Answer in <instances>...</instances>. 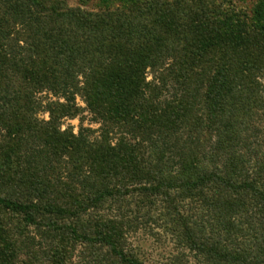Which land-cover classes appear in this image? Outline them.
I'll return each mask as SVG.
<instances>
[{
    "label": "trees",
    "instance_id": "1",
    "mask_svg": "<svg viewBox=\"0 0 264 264\" xmlns=\"http://www.w3.org/2000/svg\"><path fill=\"white\" fill-rule=\"evenodd\" d=\"M118 1L0 0L7 264H264V5Z\"/></svg>",
    "mask_w": 264,
    "mask_h": 264
},
{
    "label": "rangeland",
    "instance_id": "2",
    "mask_svg": "<svg viewBox=\"0 0 264 264\" xmlns=\"http://www.w3.org/2000/svg\"><path fill=\"white\" fill-rule=\"evenodd\" d=\"M66 4L71 7H84L86 9H97L101 7L105 1L110 5H116L119 3L118 0H65ZM238 8H241L247 15L253 16L255 11H257L262 5H264V0H233ZM78 102L83 105V103L78 99ZM40 118H47V114L41 113ZM66 124L72 125L75 129H77L78 121L68 120L65 122ZM84 125H87L86 123ZM8 213V212H7ZM0 211V264H7V256L10 254V237L5 238V236L10 235V215ZM15 224V223H14ZM12 232V231H11ZM3 252V253H2ZM2 253V254H1ZM6 253V256H5ZM26 259L23 256V252H18L14 263L20 262L21 260ZM74 262L77 260V257H74ZM13 262V261H12ZM150 264V263H148Z\"/></svg>",
    "mask_w": 264,
    "mask_h": 264
}]
</instances>
